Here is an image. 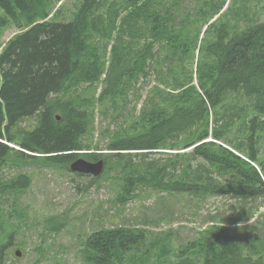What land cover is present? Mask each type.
Instances as JSON below:
<instances>
[{
  "label": "trees",
  "instance_id": "1",
  "mask_svg": "<svg viewBox=\"0 0 264 264\" xmlns=\"http://www.w3.org/2000/svg\"><path fill=\"white\" fill-rule=\"evenodd\" d=\"M60 1L0 0V28L7 23L19 30L28 28L13 36L0 52V166L13 151L8 146L15 143L12 129L20 120L38 115L37 126L25 132L18 143L22 149L18 152L21 157H25L23 152H28L42 156L39 158L47 163L62 164L67 170L78 157L88 162L103 160L104 171L108 170L111 161L116 164L119 161L123 164L119 166L122 169L119 191L123 193V199L131 198L141 187L169 194L209 193L237 199L264 197V160L258 161L255 147L262 140L264 158V22H254L232 32L227 22L217 19L216 23L206 26L198 41L201 32L196 29V22L206 15L201 9L194 19L183 18L174 25L173 6L162 8L157 4L159 0H127L122 10L117 12L118 9L110 5L104 13L100 12L101 3L105 1L107 6L109 0H80L70 20L45 21L53 12V4ZM222 7L223 3L216 7L211 5L210 19L218 15ZM234 14L238 15L236 11ZM189 26L191 32L186 29ZM91 32L109 33L110 51L106 67L97 66V57L88 48ZM207 33L211 38L204 42ZM126 37L134 40L131 42H136V46L142 41V46L131 50L134 52L132 67L124 54ZM155 44L168 50L172 60L181 61V74L186 75L184 82L174 80L178 90L170 96L173 103L150 109L142 115L140 121L131 126L135 129L131 137L108 144L106 150L109 154H80L83 151L81 137L87 130L86 111L77 110L69 101L57 100L50 104V96L73 88L80 81L96 83L102 77L100 96L112 97L120 89L127 88L130 80L145 75L146 64L155 58ZM198 44L194 70L197 89L192 84L190 71L185 72L184 64L190 59L189 48L194 50ZM128 55L131 57L132 53ZM159 58L161 63L155 72L159 75L165 74L164 70L170 72L171 67L164 58ZM77 75H81L82 80L77 79ZM236 92L252 100L254 115L248 123L249 136L235 146L248 162L220 145L203 142L208 137L210 113L216 119V110L223 105L227 95ZM55 113L59 114L58 117ZM202 124L204 128L195 138L193 129ZM224 136L225 133L216 130L211 134L217 141H222ZM185 137L191 140L184 143L182 149L193 147L186 155L228 175L230 181L215 184L210 177L193 178L189 176V167L180 180H172V173L168 170L180 161V158L176 159L177 154L168 164L161 166L153 163L137 168L124 164L123 152L145 155L165 148L175 150ZM171 139L176 143L168 145ZM199 142L203 143L196 145ZM250 162L255 163L259 171ZM99 177H91V182ZM28 184L26 176H18L10 186L19 189ZM5 187L0 181V191ZM55 219L52 218L51 223ZM51 229L52 232L58 231V227L51 226ZM12 237L13 234H9L0 246V262L3 250L12 245ZM144 242L145 233L139 229L100 230L87 237L84 262L120 263L124 255L137 251ZM195 245L185 247L180 252L183 258L178 257L175 264H264L262 255H244L237 242L227 234L216 233L204 238L199 253L192 250ZM147 251L149 248L143 253L147 255ZM193 254H199L200 261Z\"/></svg>",
  "mask_w": 264,
  "mask_h": 264
},
{
  "label": "rangeland",
  "instance_id": "2",
  "mask_svg": "<svg viewBox=\"0 0 264 264\" xmlns=\"http://www.w3.org/2000/svg\"><path fill=\"white\" fill-rule=\"evenodd\" d=\"M126 1L109 0L107 6L103 1L100 12L104 13L110 5L118 12L126 6ZM79 3L80 0H61L53 4V12L45 21L70 20ZM221 3L223 7L219 14L210 19L212 13L209 7ZM157 4L162 8L173 6L174 25L183 18L188 21L194 19L201 9V13L206 15L196 22V29L201 32L198 41L206 26L218 20L227 22L232 32L254 22H264V0H159ZM27 29L19 30L11 23L0 28V52L13 36ZM186 29L191 32L190 26ZM210 38V33H207L204 42ZM131 41L134 40L127 37L124 41L127 43L124 54L130 67L134 61L131 50L136 46V42ZM139 46H142V41L136 47ZM198 46L194 50L189 48L190 59L184 64L185 72L190 71L192 84L197 89L194 70ZM88 48L97 57V66L106 67L110 51L109 33L91 32ZM153 49L155 58L149 59L146 64L145 75L130 80L127 88L120 89L112 97L100 96L102 77L96 83L80 81L79 85L50 96V104L57 100L69 101L77 110L86 111L87 130L81 137L83 151L80 154H109L106 150L108 144L131 137L135 131L132 127L142 115L150 109L164 108L173 103L169 100L170 96L178 90L174 80L181 83L186 78L181 74V61L172 60L170 52L158 44L153 45ZM129 52L132 53L131 57ZM159 57L164 58V62L171 67L170 72L164 70L166 73L163 75L155 72L161 63ZM81 77L76 76L79 80H82ZM251 103L252 100L240 93H229L223 105L216 110V119L210 113L208 137L203 142L220 145L248 162L244 153L235 150V146L249 136L248 123L254 115ZM58 115L55 113V116ZM37 121L38 115H34L16 124L11 131L15 143L8 144L13 151L0 166L1 184L7 186L0 191V246L9 234H13L12 245L3 250L0 264H33L35 261L36 264H86L83 249L87 237L94 232L114 228L139 229L145 233L144 244L137 251L124 255L120 263L114 264H175L178 257L183 258L180 252L185 247L195 243L192 250L199 253L202 240L216 233L232 237L244 255H262L264 258V197L237 199L209 193L169 194L141 187L135 190L131 198L126 195L123 199L124 195L119 191L122 173L119 166L123 164L118 160V164L111 161L108 170H103L97 181L92 183L91 176L72 173L59 163H47L39 158L42 156L23 152L25 157H21L18 154L22 152L18 145L21 136L36 127ZM203 128L204 124L194 128L193 136L196 138ZM214 130L225 133L222 141L211 137ZM257 134L261 137V134ZM190 140L185 137L175 150L165 148L145 155L123 152L124 164L137 168L153 163L161 166L168 164L177 154L176 159L180 158V161L168 170L172 173V180H180L189 167V176L193 178L210 177L215 184L229 182L228 175L219 173L200 159L186 155L191 153L193 147L182 149V146ZM175 143L171 139L168 145ZM262 145V140L255 145L259 162L264 160ZM250 164L259 171L255 163ZM18 176H26L28 186L19 189L10 186ZM52 218L56 219L51 223ZM51 226L58 227V231L52 232ZM36 248L43 252L39 253ZM148 248L145 255L143 252ZM16 251L21 253L19 258L14 255ZM192 256H196L198 261L201 259L199 254Z\"/></svg>",
  "mask_w": 264,
  "mask_h": 264
},
{
  "label": "water",
  "instance_id": "3",
  "mask_svg": "<svg viewBox=\"0 0 264 264\" xmlns=\"http://www.w3.org/2000/svg\"><path fill=\"white\" fill-rule=\"evenodd\" d=\"M69 170L72 173L97 178L103 173L104 163L103 160H99L97 162H88L82 158H78L70 164ZM14 255L16 258H19L21 253L16 251Z\"/></svg>",
  "mask_w": 264,
  "mask_h": 264
}]
</instances>
